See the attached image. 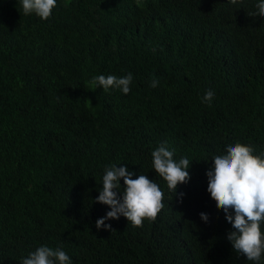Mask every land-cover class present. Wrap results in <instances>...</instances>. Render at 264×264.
<instances>
[{"label":"trees","instance_id":"16d2710c","mask_svg":"<svg viewBox=\"0 0 264 264\" xmlns=\"http://www.w3.org/2000/svg\"><path fill=\"white\" fill-rule=\"evenodd\" d=\"M252 8L57 0L40 20L0 0V264H19L39 244L62 246L73 264H252L226 239L232 226L205 171L225 142L264 148V16ZM127 72V94L90 88L96 75ZM206 89L211 103L201 102ZM161 141L190 159L172 195L151 169ZM109 163L161 187L155 219L133 226L121 215L96 228Z\"/></svg>","mask_w":264,"mask_h":264},{"label":"clouds","instance_id":"9594fccd","mask_svg":"<svg viewBox=\"0 0 264 264\" xmlns=\"http://www.w3.org/2000/svg\"><path fill=\"white\" fill-rule=\"evenodd\" d=\"M228 3L235 5L237 0H228ZM19 4L25 15L46 20L57 0H19ZM257 13L264 16V0H253L248 14ZM132 81L131 72L122 76L99 74L92 77L90 88L99 86L105 92L118 90L127 94ZM158 83L159 80L153 78L149 86L155 88ZM214 95L213 89H206L201 102L211 103ZM175 151L167 141H161L150 152L151 169L165 181L171 195L178 183L189 179L190 159L184 155L175 158ZM210 160L211 164L205 169L206 187L223 211L224 219L232 226L226 232V239L238 256L243 255L252 264H264V148L257 150L251 142H225L223 149L211 153ZM117 164L104 166L101 186L94 198L108 206L105 214L95 220L98 230L110 229L105 221L121 215L131 225L140 226L144 218L155 219L163 207L164 192L153 179L145 173H137L133 178V170ZM182 196V192L177 193L178 198ZM199 215L204 220L208 218L206 210H199ZM19 264H73V261L62 246L39 244L22 256Z\"/></svg>","mask_w":264,"mask_h":264}]
</instances>
